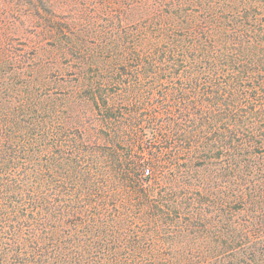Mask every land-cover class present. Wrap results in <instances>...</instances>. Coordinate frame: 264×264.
Wrapping results in <instances>:
<instances>
[{
    "label": "trees",
    "instance_id": "16d2710c",
    "mask_svg": "<svg viewBox=\"0 0 264 264\" xmlns=\"http://www.w3.org/2000/svg\"><path fill=\"white\" fill-rule=\"evenodd\" d=\"M0 264H264V0H0Z\"/></svg>",
    "mask_w": 264,
    "mask_h": 264
}]
</instances>
